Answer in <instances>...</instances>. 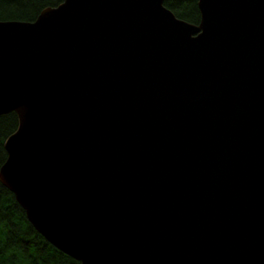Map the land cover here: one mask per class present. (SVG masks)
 <instances>
[{
  "label": "water",
  "instance_id": "water-1",
  "mask_svg": "<svg viewBox=\"0 0 264 264\" xmlns=\"http://www.w3.org/2000/svg\"><path fill=\"white\" fill-rule=\"evenodd\" d=\"M164 1L0 22V183L80 264H264V0Z\"/></svg>",
  "mask_w": 264,
  "mask_h": 264
},
{
  "label": "trees",
  "instance_id": "trees-1",
  "mask_svg": "<svg viewBox=\"0 0 264 264\" xmlns=\"http://www.w3.org/2000/svg\"><path fill=\"white\" fill-rule=\"evenodd\" d=\"M64 0H0V22H33L46 8ZM176 18L197 25V0H165ZM14 113L0 116V167L6 160L5 140L17 129ZM0 264H80L51 246L29 223L13 194L0 183Z\"/></svg>",
  "mask_w": 264,
  "mask_h": 264
}]
</instances>
